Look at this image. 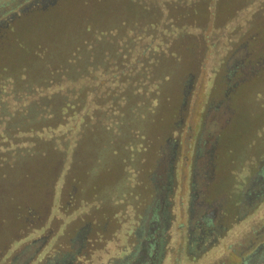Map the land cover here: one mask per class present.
<instances>
[{"label":"trees","instance_id":"1","mask_svg":"<svg viewBox=\"0 0 264 264\" xmlns=\"http://www.w3.org/2000/svg\"><path fill=\"white\" fill-rule=\"evenodd\" d=\"M9 25L0 39L11 65L0 66L6 218L61 183L78 188L95 157L136 152L122 130L146 118L168 124L197 76L221 87L235 66V85L242 61L264 62V46L253 51L264 43V0H38Z\"/></svg>","mask_w":264,"mask_h":264},{"label":"flooded vegetation","instance_id":"2","mask_svg":"<svg viewBox=\"0 0 264 264\" xmlns=\"http://www.w3.org/2000/svg\"><path fill=\"white\" fill-rule=\"evenodd\" d=\"M37 3L15 0L7 11L1 8L0 39L14 19ZM241 66L245 76L264 68L244 61ZM237 68L228 70L234 81ZM166 143L142 212L130 204V211L116 221L120 200L85 222L76 188L68 193L65 216L59 204L63 189H51L39 210L19 208L0 222V264H264V158L243 169L226 193L216 179L214 146L205 152L207 143L197 139L183 159L192 167L182 187L174 165L178 141ZM34 197L32 202L39 200ZM107 218L112 229L103 220Z\"/></svg>","mask_w":264,"mask_h":264},{"label":"rangeland","instance_id":"3","mask_svg":"<svg viewBox=\"0 0 264 264\" xmlns=\"http://www.w3.org/2000/svg\"><path fill=\"white\" fill-rule=\"evenodd\" d=\"M14 1L0 0V10L3 8L7 11ZM19 31L15 29L14 32L7 33L10 41H13V49L16 45L20 48ZM4 46L0 43V51ZM263 46L264 43L261 42L255 45L253 51H260ZM9 62L1 59L0 66L8 69L11 67ZM242 77L243 80L233 90L230 87L231 82L214 88L206 83L203 73L192 81L188 99L178 101L177 112L169 118L168 124L163 125L159 121L150 123L146 118L141 122V126H133L128 131L122 130V135L131 139V145L137 143V151H132L128 146L125 148L128 150L123 151L125 154H118L115 160L114 156L111 160L95 157L91 162L84 164L81 169L83 179L78 188L75 186L70 188L68 178V185L65 188L66 182L56 188L63 189V197L59 203L62 207L60 213L65 216L67 213L64 212L69 211L65 205L72 188L77 189L76 198L80 200L78 204L85 205L86 213L82 218L85 222L92 220L97 214L95 211L99 213L109 211L110 206H113L115 201H118V204L120 200H123V205L119 204L117 207L116 221H121L123 215L130 211V204L138 207L135 211L142 212L147 203L148 191L152 187L150 176L158 171L157 163L163 159L161 153L167 146V140H170L171 144L172 141H178L174 165L182 187L187 183L192 167V165L189 167V160L183 159L190 156L189 147L200 139V142L207 143L203 147L205 152L209 151L211 145L214 146L212 156L219 188L226 193L230 191L234 182L243 176V169L248 168L255 160L264 158V68L254 75L242 74ZM231 91L232 94H229ZM183 103L185 104L182 107ZM108 169L111 170L110 175ZM99 183H103L102 186L95 187V184ZM64 189L67 191L64 192ZM25 191L32 194L27 188ZM46 197L47 191L39 196L38 201L30 202L28 206L39 210L38 206L47 204ZM12 214H8L7 217L11 219ZM8 218L0 212V222ZM103 220L108 222V229L115 226L111 219Z\"/></svg>","mask_w":264,"mask_h":264},{"label":"water","instance_id":"4","mask_svg":"<svg viewBox=\"0 0 264 264\" xmlns=\"http://www.w3.org/2000/svg\"><path fill=\"white\" fill-rule=\"evenodd\" d=\"M261 65L263 66L264 65V62L263 63H261ZM257 69H259V65L256 67ZM252 75H254L255 74V72L254 73H251ZM184 104L185 103H183V105H182V107L184 106Z\"/></svg>","mask_w":264,"mask_h":264}]
</instances>
